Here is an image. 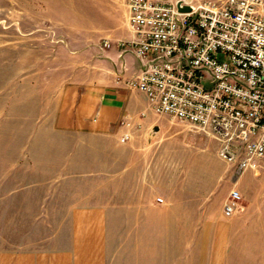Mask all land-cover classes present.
Listing matches in <instances>:
<instances>
[{"label": "rangeland", "instance_id": "374dc122", "mask_svg": "<svg viewBox=\"0 0 264 264\" xmlns=\"http://www.w3.org/2000/svg\"><path fill=\"white\" fill-rule=\"evenodd\" d=\"M159 1L195 4L204 0ZM127 18V0H0L3 246L14 241L36 245L55 232L48 225L60 221V214L28 213L22 206L19 209L18 199L26 205L34 203L35 188L28 186L59 173V158L66 151L75 152L72 139L50 131L56 124L61 94L77 85L84 91L111 83L113 65L109 55L114 43L123 51L120 43L130 39L123 38L130 32ZM106 40L110 48H104ZM125 69L126 64L116 80L127 87L126 79L139 70L130 76ZM154 117L153 128L149 126L126 143L121 142V133L109 166L122 173L134 156L129 145L140 141L138 170L150 176L149 190L174 187V197L161 195L165 200L162 205L179 206L182 219L186 216L184 209L190 210L196 222L190 239L192 242L194 238L195 243L174 246L173 253L179 255L180 263L264 264V164L257 171L238 172L221 160L218 142L203 131L167 115ZM84 152L85 157L92 156ZM98 164L87 161L69 168H77L89 185L94 182L88 177L101 168ZM248 175L260 178L261 188L259 192L251 188L245 196L237 183ZM121 185L120 180L118 187ZM14 191L17 200L13 199ZM233 191H240L243 197L238 212L226 217L224 205ZM29 192L35 195L31 201ZM170 249L158 254L167 255L173 246Z\"/></svg>", "mask_w": 264, "mask_h": 264}, {"label": "crops", "instance_id": "0c3cea01", "mask_svg": "<svg viewBox=\"0 0 264 264\" xmlns=\"http://www.w3.org/2000/svg\"><path fill=\"white\" fill-rule=\"evenodd\" d=\"M128 33L124 39L131 37ZM109 56L113 77L107 87L82 91L77 85L61 94L56 124L50 131L72 139L75 152L66 151V157L59 158V173L46 175L40 184L28 186L35 188L36 196L29 192L30 201L35 196L34 203L26 205L14 191L13 199H18L19 209L22 206L28 213L60 214V221H50L48 225L55 232L36 245L14 241L5 247L0 238V264H184L173 253L174 246L195 243L194 238L190 240L191 231L196 228L195 219L191 218L190 210L184 209L186 216L182 219L183 210L179 206L162 205L165 200L161 195L174 197V187L149 190L150 176L138 170L140 141L129 145L134 156L122 173L110 169L117 138L127 132L121 123L131 121L140 125L139 132L133 130L135 136L149 126L153 128L156 119L151 113L143 116L148 101L142 93L116 80L124 64L130 76L139 70L136 58L124 53L117 43ZM84 151L92 156L85 157ZM87 161L99 162L101 166L88 177L87 180L94 182L89 185L85 184L86 176L74 168ZM70 166H74L72 170ZM259 179L248 175L237 184L246 196L251 188L260 191ZM120 180L123 185L118 187ZM171 246V253L158 254L169 252Z\"/></svg>", "mask_w": 264, "mask_h": 264}, {"label": "built area", "instance_id": "2783aa9c", "mask_svg": "<svg viewBox=\"0 0 264 264\" xmlns=\"http://www.w3.org/2000/svg\"><path fill=\"white\" fill-rule=\"evenodd\" d=\"M177 4L127 0L131 37L120 46L140 68L126 85L147 98L143 116L189 123L218 142L222 161L241 173L257 171L264 164V0L185 2L188 13ZM121 126L122 143L140 128ZM241 199L231 193L226 217Z\"/></svg>", "mask_w": 264, "mask_h": 264}, {"label": "water", "instance_id": "95a60500", "mask_svg": "<svg viewBox=\"0 0 264 264\" xmlns=\"http://www.w3.org/2000/svg\"><path fill=\"white\" fill-rule=\"evenodd\" d=\"M185 3V1H180L178 2L177 6H178V9L181 13H188V12H191L192 11V7L190 6H186V7H183L182 4Z\"/></svg>", "mask_w": 264, "mask_h": 264}]
</instances>
